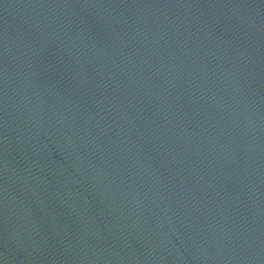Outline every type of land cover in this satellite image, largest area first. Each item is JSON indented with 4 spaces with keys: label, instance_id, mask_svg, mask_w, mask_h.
Masks as SVG:
<instances>
[{
    "label": "water",
    "instance_id": "1",
    "mask_svg": "<svg viewBox=\"0 0 264 264\" xmlns=\"http://www.w3.org/2000/svg\"><path fill=\"white\" fill-rule=\"evenodd\" d=\"M0 264H264V0H0Z\"/></svg>",
    "mask_w": 264,
    "mask_h": 264
}]
</instances>
